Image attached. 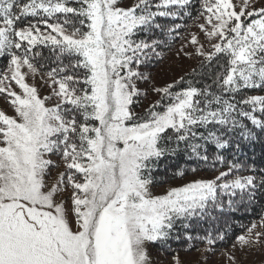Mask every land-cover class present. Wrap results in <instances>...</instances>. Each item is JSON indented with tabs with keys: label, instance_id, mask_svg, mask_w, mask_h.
Segmentation results:
<instances>
[{
	"label": "snow or ice",
	"instance_id": "obj_1",
	"mask_svg": "<svg viewBox=\"0 0 264 264\" xmlns=\"http://www.w3.org/2000/svg\"><path fill=\"white\" fill-rule=\"evenodd\" d=\"M192 3L0 0V58L7 57L0 95L14 111H0V264H150L149 243L179 240L178 226L190 228L210 209L238 210L264 193V169L238 161L212 179L152 192L165 156L183 150L215 167L224 158L209 146L219 153L233 134L255 141L253 128L264 132V95L237 99L244 90H264V6L250 0L239 10L232 0H199L198 27L211 50L200 44L190 55L203 58L201 68L215 61V71L202 86L184 77L153 85L160 99L143 115L134 111L147 95L140 82L151 80L140 68L160 55L162 41L149 31L178 32L181 24L165 29L156 18L190 17ZM189 43L199 44L194 35ZM41 46L57 62L46 73ZM29 75L46 76L51 94L42 98ZM53 167L60 171L49 183ZM260 220L264 227V214ZM256 227L235 245L258 242ZM225 235L201 239L211 248Z\"/></svg>",
	"mask_w": 264,
	"mask_h": 264
},
{
	"label": "trees",
	"instance_id": "obj_2",
	"mask_svg": "<svg viewBox=\"0 0 264 264\" xmlns=\"http://www.w3.org/2000/svg\"><path fill=\"white\" fill-rule=\"evenodd\" d=\"M199 6V0H193L192 6L189 9L191 16L183 17L178 21L161 17L156 18V22L163 25L165 29L174 23L181 24V28L178 30V32L171 35L154 28L149 31L148 35L150 37L162 41L161 45L157 49L160 55L153 58L149 63H147L146 66H141L142 68L154 69L160 65V63L164 60L166 53L174 48V46L181 40V38L189 31V28L198 19L197 13ZM143 37L144 33L141 32L138 38ZM39 50L42 52V57L38 60V63L45 65V67L41 70L42 72L46 73L52 67L57 66V62L55 61V57L52 55L50 48L41 46ZM208 50H211L210 46H208ZM202 60L203 58L200 57L193 64V66L180 77H184L186 82L200 81L197 86H202L208 75L215 71L216 65V62L214 61L211 67L201 68ZM6 66L7 57L0 58V72L5 70ZM208 82L210 83L211 81L209 80ZM183 86L186 87L187 83H185ZM180 87L181 85H176L173 91L179 90ZM251 95H264V90H244L237 95V99L242 96ZM141 98L142 100L145 99L144 96H140L138 99L141 100ZM159 99L160 97L152 101L150 105L155 104ZM150 105H147L146 102L138 101V103H136L133 108L138 115H143L145 109ZM256 115L258 117L260 116L259 111L256 112ZM245 123L248 124L249 128H253L250 122L245 121ZM253 131L257 136L255 141H245L242 140L238 134H233L230 146L221 152L216 153L213 151L212 146H209V152L212 156L219 154L224 158V164L217 163L215 167H213L212 160H210L208 164H205L202 161L196 160L194 157H190L183 150L179 151L176 155L165 156V158L159 163V169L153 174V186H163L173 182L182 181L188 177L200 173L211 174L220 170H227L226 165L228 161H238L247 166L254 167L258 171L264 169V132L255 128H253ZM237 144H239V148L236 147ZM54 158L55 161H57L58 158L56 156H54ZM193 168L196 169L195 172L192 171ZM54 169L57 168L53 167L50 170V175ZM178 173H184V175L180 176ZM240 174L247 175L249 173L242 170ZM222 199L225 202L227 200L226 197H222ZM237 208L238 210L235 211L227 209L225 211H216L210 209L209 215L202 219H194L190 221V228L184 229L183 227L178 226L177 232L180 233L181 237L179 240L171 239L166 244H151L150 251L155 256L164 257H174L176 255L191 253L198 250L202 245L206 244L201 239L202 237H205L208 235V233L215 235L217 232L226 233L225 239L223 241L217 240L212 248L216 250L227 248L235 242V238L237 236L243 235L245 232H247V229L252 225V223L260 220L261 215L264 214V193H258L256 200L253 203L241 204L238 205ZM189 234L193 237L192 240H187L184 238Z\"/></svg>",
	"mask_w": 264,
	"mask_h": 264
},
{
	"label": "rangeland",
	"instance_id": "obj_3",
	"mask_svg": "<svg viewBox=\"0 0 264 264\" xmlns=\"http://www.w3.org/2000/svg\"><path fill=\"white\" fill-rule=\"evenodd\" d=\"M120 2L121 6L128 7L135 5L137 0H120ZM159 2L160 0H153V3ZM232 2L235 4L237 10H239V8L243 5V0H232ZM250 6H255L257 8L264 6V0H250ZM202 22L203 21L201 19H197L195 21V23L189 28V31L181 38L174 48L166 53L164 60L157 68H140L141 72L151 76V80L147 84L140 82L141 90L147 91V95H142L145 99L142 100L141 98V100L138 99V101L146 102L147 105H150L152 101L159 97L152 91L153 85L163 87L166 84L173 83L178 80L182 74L187 72V70H189L200 58L198 56L190 55L194 51L195 47H199V45L202 44L204 46V50H208L210 43L198 27V25ZM193 35L197 38L199 42L198 45L194 46L189 43ZM26 81L30 85H34L37 88L38 93L42 98L51 94V89L47 87V84L50 83V81H47L46 77L36 76L33 78L29 75L26 78ZM13 88L16 91H19L15 85H13ZM0 111H4L9 116L14 115L13 109L2 95H0ZM51 159L55 162L54 156H52ZM59 171L60 169L52 170L49 183L57 177ZM218 174L219 171L211 174L200 173L182 181L173 182L163 186H152V192L157 195L163 194L170 188L182 186L183 184L196 179H212ZM62 195L66 197L68 193L66 192ZM254 223L257 224L254 232L261 233V235L258 242L252 243L246 248H241L239 245H235V242L231 246L219 250L212 247L209 248L207 244H204L198 250L191 253L176 255L174 257H164L155 256L150 251V245L152 243H149L147 245V251L150 264H176V260L179 261V264H264V227L260 226L261 220H257ZM246 234L247 232L243 235ZM229 254L234 256V261L228 260L227 257Z\"/></svg>",
	"mask_w": 264,
	"mask_h": 264
}]
</instances>
